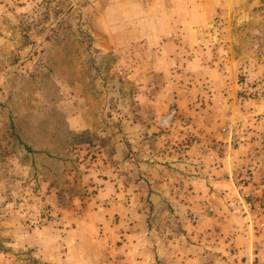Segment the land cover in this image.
I'll return each instance as SVG.
<instances>
[{
    "label": "rangeland",
    "instance_id": "374dc122",
    "mask_svg": "<svg viewBox=\"0 0 264 264\" xmlns=\"http://www.w3.org/2000/svg\"><path fill=\"white\" fill-rule=\"evenodd\" d=\"M143 63L156 70L134 71ZM138 91L170 102L139 111ZM259 98L264 0H0V264H124L105 249L120 223L106 211L137 147L145 159L175 154L186 173L223 167L240 190L249 183L245 208L225 205L264 252ZM218 147L235 158L218 160ZM215 211L207 205L205 215ZM198 239L230 242L214 222Z\"/></svg>",
    "mask_w": 264,
    "mask_h": 264
},
{
    "label": "crops",
    "instance_id": "0c3cea01",
    "mask_svg": "<svg viewBox=\"0 0 264 264\" xmlns=\"http://www.w3.org/2000/svg\"><path fill=\"white\" fill-rule=\"evenodd\" d=\"M152 38L153 35L149 38L150 41ZM141 48L144 50L145 47L139 44L138 49ZM142 67L143 69L138 65L134 71L156 70V66L147 69L145 63ZM211 67L210 70L217 71L215 67ZM148 83L150 89L157 86L156 81L149 80ZM138 85L142 87L141 84ZM138 92L136 107L139 111L151 107L164 110L170 102H164L162 95L149 93L146 96L143 92ZM138 123L133 124L134 129L140 128ZM136 150L138 151L132 155V160L124 163L129 170L118 177L126 185L118 194L120 200L113 202L106 211L109 216L115 212L114 214L117 213L120 217L119 224L112 228L108 227L112 232L105 241V249L109 254H118L124 264H249L256 256L264 262V252L259 250L256 253L257 246L248 226H245L242 219L237 220L238 213L235 214L236 221L230 218L229 215L232 213L225 205L230 199L237 203L239 209L241 206L245 208L248 204L244 194L253 195L252 191L255 190L249 183L242 191L236 187L231 172L225 171L223 167L217 169L213 166L212 171L204 169L207 174L205 177L197 173H186V164L182 163L180 158L174 157L175 154L167 152L159 159H145L142 158L144 147L142 149L137 147ZM236 151L218 147L216 150L220 155L218 160L226 161V153L235 158ZM144 184L147 186L146 197L148 196L154 206L150 213H146L142 206ZM246 200H250V197H246ZM210 204L217 209L212 217L205 215V209ZM160 211H166L171 221V226L167 224L169 225L167 232L171 233L169 235L165 234L162 228L164 220L158 217ZM193 213L199 217L196 224L191 223L189 219V214ZM150 216L155 222L147 219ZM213 222L223 226L224 232L230 236L229 243L206 246L199 241L201 231L211 226ZM231 223L235 226L229 227ZM117 238L120 241L116 242ZM228 246L233 254L226 250ZM206 247L215 252H207Z\"/></svg>",
    "mask_w": 264,
    "mask_h": 264
},
{
    "label": "built area",
    "instance_id": "2783aa9c",
    "mask_svg": "<svg viewBox=\"0 0 264 264\" xmlns=\"http://www.w3.org/2000/svg\"><path fill=\"white\" fill-rule=\"evenodd\" d=\"M255 102H256L255 104H258V105H260V104H261V102H264V101H263V100H261V99L259 98V99H256V100H255Z\"/></svg>",
    "mask_w": 264,
    "mask_h": 264
}]
</instances>
